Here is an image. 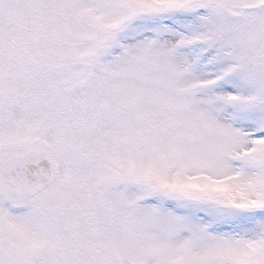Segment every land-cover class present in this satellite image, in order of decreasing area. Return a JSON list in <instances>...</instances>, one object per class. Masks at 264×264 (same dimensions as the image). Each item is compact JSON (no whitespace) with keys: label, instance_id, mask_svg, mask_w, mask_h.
Wrapping results in <instances>:
<instances>
[{"label":"snow or ice","instance_id":"snow-or-ice-1","mask_svg":"<svg viewBox=\"0 0 264 264\" xmlns=\"http://www.w3.org/2000/svg\"><path fill=\"white\" fill-rule=\"evenodd\" d=\"M0 264H264V0H0Z\"/></svg>","mask_w":264,"mask_h":264}]
</instances>
